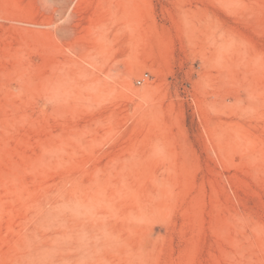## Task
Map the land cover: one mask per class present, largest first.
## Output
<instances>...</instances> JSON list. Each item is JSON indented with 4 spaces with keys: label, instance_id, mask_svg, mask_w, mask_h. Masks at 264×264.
I'll list each match as a JSON object with an SVG mask.
<instances>
[{
    "label": "rangeland",
    "instance_id": "1",
    "mask_svg": "<svg viewBox=\"0 0 264 264\" xmlns=\"http://www.w3.org/2000/svg\"><path fill=\"white\" fill-rule=\"evenodd\" d=\"M0 264H264V0H0Z\"/></svg>",
    "mask_w": 264,
    "mask_h": 264
},
{
    "label": "built area",
    "instance_id": "2",
    "mask_svg": "<svg viewBox=\"0 0 264 264\" xmlns=\"http://www.w3.org/2000/svg\"><path fill=\"white\" fill-rule=\"evenodd\" d=\"M148 76H149V74H148L147 72L144 73L143 76L140 77V78L137 80V82H138L139 84H142V83L148 78Z\"/></svg>",
    "mask_w": 264,
    "mask_h": 264
},
{
    "label": "bare ground",
    "instance_id": "3",
    "mask_svg": "<svg viewBox=\"0 0 264 264\" xmlns=\"http://www.w3.org/2000/svg\"><path fill=\"white\" fill-rule=\"evenodd\" d=\"M141 68H142V67H141V66H139L137 69H138V70H140Z\"/></svg>",
    "mask_w": 264,
    "mask_h": 264
}]
</instances>
